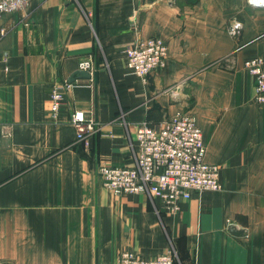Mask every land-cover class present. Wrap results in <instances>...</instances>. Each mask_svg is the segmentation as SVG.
<instances>
[{"label": "crops", "instance_id": "1", "mask_svg": "<svg viewBox=\"0 0 264 264\" xmlns=\"http://www.w3.org/2000/svg\"><path fill=\"white\" fill-rule=\"evenodd\" d=\"M0 29V264H117L123 251H173L174 264H264V104L243 68L264 59V7L28 0L0 16ZM148 37L163 40L167 57L143 82L128 74L124 51ZM89 56L91 81L76 74ZM72 76L91 86L70 89L52 118L50 93ZM73 110L96 121L86 145ZM176 111L195 117L223 189L170 213L103 188L99 166L134 165L139 123Z\"/></svg>", "mask_w": 264, "mask_h": 264}, {"label": "built area", "instance_id": "2", "mask_svg": "<svg viewBox=\"0 0 264 264\" xmlns=\"http://www.w3.org/2000/svg\"><path fill=\"white\" fill-rule=\"evenodd\" d=\"M27 1L0 0V16L21 10ZM246 1L250 5L264 4V0ZM3 34L0 29V38ZM124 54L128 74L145 82L152 72L164 66L167 47L162 39L148 37L128 46ZM92 61L89 56L78 64V72H86L90 81L93 75ZM243 68L253 78L254 101L264 104V59H247L243 62ZM90 86V83L82 85L74 80L55 86L50 93L51 117L55 118L70 89ZM70 121L76 126V140L86 145L88 138L96 131V121L79 110L71 112ZM132 144V167L101 165L96 170L100 185L113 195L146 196L164 211L174 213L178 211L179 201L189 200L194 194L222 190L220 168L206 161L202 132L190 112L176 111L157 123H139ZM175 260L173 251L151 259L123 251L118 256L117 264H174Z\"/></svg>", "mask_w": 264, "mask_h": 264}, {"label": "water", "instance_id": "3", "mask_svg": "<svg viewBox=\"0 0 264 264\" xmlns=\"http://www.w3.org/2000/svg\"><path fill=\"white\" fill-rule=\"evenodd\" d=\"M252 6H254V7H264V4L263 3H259V4H253ZM76 74H77V77L79 79H89L90 78V76L86 72H76ZM73 80H74V78L72 76L70 78L69 82H72ZM229 229H230V233L232 235H234V236H239L240 234H242L241 232H237L235 230L234 225H230Z\"/></svg>", "mask_w": 264, "mask_h": 264}, {"label": "rangeland", "instance_id": "4", "mask_svg": "<svg viewBox=\"0 0 264 264\" xmlns=\"http://www.w3.org/2000/svg\"><path fill=\"white\" fill-rule=\"evenodd\" d=\"M171 92H173V91H171ZM169 93H170V91H169ZM187 101H191V100H187ZM223 189V188H222Z\"/></svg>", "mask_w": 264, "mask_h": 264}]
</instances>
